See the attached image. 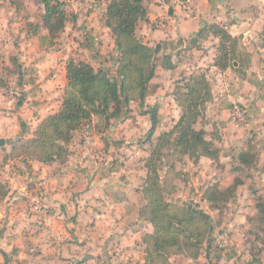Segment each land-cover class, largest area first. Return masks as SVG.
Here are the masks:
<instances>
[{
	"label": "rangeland",
	"instance_id": "374dc122",
	"mask_svg": "<svg viewBox=\"0 0 264 264\" xmlns=\"http://www.w3.org/2000/svg\"><path fill=\"white\" fill-rule=\"evenodd\" d=\"M63 1L76 20L51 39L42 26L40 0H0L2 99L21 95L10 70H17L21 60L24 64L23 57L37 58L38 52L66 43L71 57L115 75L118 51L106 18L108 0ZM143 32L138 24L142 41ZM256 34L264 45V27ZM150 46L157 70L144 105L132 101L127 113L109 122L94 117L81 126L65 163L33 160L26 165L12 156L11 147L3 153L1 144L0 180L8 183L9 192L0 202V264H146L142 239L153 231L145 208L146 162L160 136L180 118L176 89L202 74L213 99L195 126L206 130V138L220 150L219 159H196L171 143L164 145L157 164L166 200L208 215L209 232L202 235L197 258L189 251L172 253L169 264H264V232L256 219L257 202L264 198V56L249 57L239 45L240 69L219 72L211 55L199 62L191 44L156 40ZM164 61L177 64L166 70ZM154 104H159L160 121L150 138L147 110ZM240 154L250 159L248 165ZM236 179L242 184L234 196L219 200L220 209L212 208L207 197L213 188L224 190Z\"/></svg>",
	"mask_w": 264,
	"mask_h": 264
},
{
	"label": "trees",
	"instance_id": "16d2710c",
	"mask_svg": "<svg viewBox=\"0 0 264 264\" xmlns=\"http://www.w3.org/2000/svg\"><path fill=\"white\" fill-rule=\"evenodd\" d=\"M40 2L44 6L42 26L47 29L51 39L56 38L69 21L76 20V15L69 16L63 0ZM147 13L144 0H108L106 18L114 32L118 51L115 75L112 76L104 67L95 68L88 61L70 56L66 61L67 84L60 108L44 118L31 137L12 141L13 157H19L26 165L33 160L40 163H65L70 154L69 144L81 126L92 122L94 117L109 122L112 117L127 113L132 101L144 105L157 70L154 48L137 37L138 24L141 20H147ZM206 31L208 32L207 27L201 29L200 33L204 34ZM209 33L220 41L214 65L222 71L230 67L240 69L242 61L238 55L239 39L219 24H213ZM161 65L166 69L174 68L173 64L165 61ZM190 79L175 92L176 101L181 108L176 126L163 137L160 136L146 162L148 176L144 193L148 204L145 208L153 226V231L146 233L142 239L146 264H169L172 253L184 251H189L193 258H197L203 241L202 235L209 232L208 215H196L188 207L166 200L157 164L161 160L164 145L171 143L181 153L196 159L200 156L219 159L220 150L206 138V130L195 126L204 115L207 104L213 99L212 86L204 74ZM147 112L151 118V138L160 121L159 104H154ZM172 136L175 139L170 142ZM240 160L246 165L250 163L245 154H240ZM240 184L242 181L236 179L234 184L224 190L213 188V192L207 197L212 208L220 209L217 202L221 199L227 201L234 196ZM8 192V183L0 180V202L7 197ZM256 207V219L261 222L262 226L259 228L264 232V198L259 199ZM198 223L203 226H194Z\"/></svg>",
	"mask_w": 264,
	"mask_h": 264
},
{
	"label": "crops",
	"instance_id": "0c3cea01",
	"mask_svg": "<svg viewBox=\"0 0 264 264\" xmlns=\"http://www.w3.org/2000/svg\"><path fill=\"white\" fill-rule=\"evenodd\" d=\"M144 4L147 20H141L139 27L144 31L143 41L149 45L156 40H172L185 46L191 44L193 52H198L199 62L205 61L209 54L214 65L220 41L209 33V29L213 24H219L239 39L249 57L264 56V45L259 44L256 34L259 27H264V0H144ZM205 27L208 32L201 34ZM67 45L40 51L37 58L23 57L25 63L21 60L17 70H10L15 76V89L21 95L4 100L0 94V148L2 143L6 147L3 153H8L13 140L31 136L44 118L60 108L67 84L66 61L70 55L74 56L67 50ZM180 57H184L182 53ZM173 62L175 67L177 63ZM30 67L34 70H27ZM214 68L222 72L215 65ZM30 76L33 78L28 80L26 77Z\"/></svg>",
	"mask_w": 264,
	"mask_h": 264
},
{
	"label": "built area",
	"instance_id": "2783aa9c",
	"mask_svg": "<svg viewBox=\"0 0 264 264\" xmlns=\"http://www.w3.org/2000/svg\"><path fill=\"white\" fill-rule=\"evenodd\" d=\"M237 115H241V111L238 109L236 112Z\"/></svg>",
	"mask_w": 264,
	"mask_h": 264
}]
</instances>
